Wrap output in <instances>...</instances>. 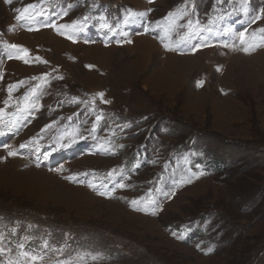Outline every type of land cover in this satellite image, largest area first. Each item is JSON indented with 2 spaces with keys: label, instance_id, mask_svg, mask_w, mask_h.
Instances as JSON below:
<instances>
[{
  "label": "rangeland",
  "instance_id": "obj_1",
  "mask_svg": "<svg viewBox=\"0 0 264 264\" xmlns=\"http://www.w3.org/2000/svg\"><path fill=\"white\" fill-rule=\"evenodd\" d=\"M261 9L0 0V264H264Z\"/></svg>",
  "mask_w": 264,
  "mask_h": 264
},
{
  "label": "snow or ice",
  "instance_id": "obj_2",
  "mask_svg": "<svg viewBox=\"0 0 264 264\" xmlns=\"http://www.w3.org/2000/svg\"><path fill=\"white\" fill-rule=\"evenodd\" d=\"M29 7H33V6H29ZM25 11H27V9H25ZM66 14V13H65ZM141 15H143V14H141ZM173 14L172 13H169V16H172ZM262 16H264V9H261L260 10V15H257V16H255V18H254V21L253 22H255V21H258V20H260L261 19V17ZM21 18H23V17H20V16H18L17 17V19H21ZM196 23H197V25H199V21H196ZM189 25H191V21H189ZM52 27H58V30L59 29H63V28H73V29H75V22H73V24L72 25H60V26H56V25H51ZM157 26H159V25H157ZM207 31H211V29L210 28H208V29H206ZM261 32H264V29H261L260 30ZM64 33L63 32H61V35H63ZM68 38L69 39H72V36H68ZM240 41H241V44H244L245 43V34L244 33H241V35H240ZM131 41H129V43H130ZM202 46H204V45H201V47ZM226 47H227V45H225ZM11 47L12 48H14V49H17V48H20V46H18V45H11ZM165 47L167 48L168 47V45L167 44H165ZM21 51H23L25 54H27V52H28V50L27 49H20ZM196 49H194V51H195ZM243 50L245 51V52H248L249 51V48L248 47H245V48H243ZM21 59H24L25 60V63H27L28 62V60H27V58L26 57H20ZM37 59L39 60L40 58L39 57H37ZM45 63H46V61H45ZM45 75H47V74H45ZM20 83H23V82H20ZM201 84L203 83L202 81L200 82ZM16 87V85H10L9 86V91L11 92V90L12 89H14ZM33 91H35V90H33ZM101 98H103V93H99L98 94ZM27 96L25 97V101H26V103H25V107L27 108V107H35V105H28L27 104ZM102 102H104V103H108V101H102ZM7 101H5V105H7ZM3 109H0V114H2L3 113ZM96 119H97V121H100L101 120V116H97L96 117ZM4 133L2 132V131H0V135H3ZM26 145H21V147H25ZM65 146H67V145H64V144H61V147H65ZM5 147H8L7 145H5ZM8 155L9 156H13V155H16V152H14V151H9L8 152ZM202 173H196V172H193L192 173V175L193 176H198V175H201ZM67 179H73V177H66ZM90 186H92V185H90ZM120 187H124L125 185H123V184H120L119 185ZM100 195H107V196H111L112 195V193L111 192H100L99 193ZM133 203H136L135 201H133ZM0 239H2V238H0ZM5 249L3 248V247H0V251H4ZM19 255H21V256H23V257H26L27 259H28V261L30 262V264H35V262L36 261H38V260H40L41 258L40 257H38V256H34V255H32L30 252H20L19 253ZM9 264H12V262L10 261L9 262Z\"/></svg>",
  "mask_w": 264,
  "mask_h": 264
}]
</instances>
